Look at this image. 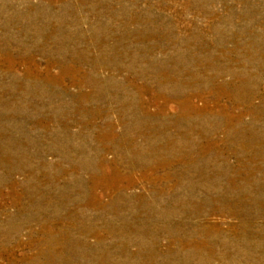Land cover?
<instances>
[{
  "label": "rangeland",
  "instance_id": "374dc122",
  "mask_svg": "<svg viewBox=\"0 0 264 264\" xmlns=\"http://www.w3.org/2000/svg\"><path fill=\"white\" fill-rule=\"evenodd\" d=\"M0 264H264V0H0Z\"/></svg>",
  "mask_w": 264,
  "mask_h": 264
}]
</instances>
